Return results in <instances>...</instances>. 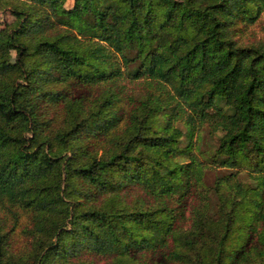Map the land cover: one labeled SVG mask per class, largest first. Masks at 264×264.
<instances>
[{"label":"trees","instance_id":"16d2710c","mask_svg":"<svg viewBox=\"0 0 264 264\" xmlns=\"http://www.w3.org/2000/svg\"><path fill=\"white\" fill-rule=\"evenodd\" d=\"M2 9L0 264H264V0Z\"/></svg>","mask_w":264,"mask_h":264},{"label":"rangeland","instance_id":"374dc122","mask_svg":"<svg viewBox=\"0 0 264 264\" xmlns=\"http://www.w3.org/2000/svg\"><path fill=\"white\" fill-rule=\"evenodd\" d=\"M14 21V17L8 12L7 9L0 10V27H3L4 24H10ZM262 23H257L256 26H254V35L253 40L255 39H263L264 38V30L262 29ZM14 58V52L11 51L7 54L8 60H13ZM213 177V174H209L208 179L211 180Z\"/></svg>","mask_w":264,"mask_h":264}]
</instances>
